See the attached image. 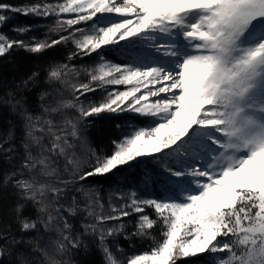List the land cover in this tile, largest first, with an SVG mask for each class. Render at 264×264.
Instances as JSON below:
<instances>
[{
    "label": "snow or ice",
    "instance_id": "obj_1",
    "mask_svg": "<svg viewBox=\"0 0 264 264\" xmlns=\"http://www.w3.org/2000/svg\"><path fill=\"white\" fill-rule=\"evenodd\" d=\"M9 13L52 22L39 37L0 31V59L73 50L43 81L0 77V264H73L85 237L103 264H125L108 243L121 236L153 245L126 264H264V0H0V29ZM125 114L110 152L77 154L95 120ZM133 169L106 206L90 181Z\"/></svg>",
    "mask_w": 264,
    "mask_h": 264
},
{
    "label": "trees",
    "instance_id": "obj_2",
    "mask_svg": "<svg viewBox=\"0 0 264 264\" xmlns=\"http://www.w3.org/2000/svg\"><path fill=\"white\" fill-rule=\"evenodd\" d=\"M3 2L12 4V5H24L27 3L33 2V0H3ZM40 19L37 21L35 19H31V17H27L24 15H18L16 18L12 19L11 22H9L7 25H5L1 31L4 33H7L8 36L13 38H18L15 32L12 31V28L15 26H23V25H32V26H38V24H44L40 23ZM39 28V26H38ZM38 28L35 31L29 32L28 36H36L37 32L41 33ZM14 33L15 35H13ZM15 36V37H14ZM27 37H19V39H26ZM73 50L72 45L69 44L67 47L64 46H58L54 49H50L48 52L44 53L43 55L36 56V55H29L28 53L24 52L23 50L13 51L11 53L10 57H5L4 59H0V77H2L6 83V85L10 86V82L13 77L16 79H19L21 76H24L31 72L34 69H40L41 70V80L43 81L44 76V68L47 66L48 62L50 60H57L62 61L64 60L66 54ZM113 57L116 58L117 62H123L125 60V57L121 55L120 53H113ZM89 60V61H88ZM94 63L97 62V57L95 54H93L89 59H85L82 63ZM42 87H46V85H41ZM5 91L4 88H0V94H3ZM65 95H68V93H65ZM30 100L34 103L35 102V93L33 92L30 94ZM8 118L7 109L3 110V114L0 115V129L7 130L8 124L5 122ZM134 117L130 114L125 115H119V116H104L100 119L95 120L93 126L85 132V135L88 137L87 143L89 144V147H96L97 149L105 148L109 152L111 151V140L116 139L120 137L122 131L129 130L128 128H121L118 129L116 125L118 123L124 124V123H131L134 121ZM19 128H17V133H19ZM78 147V145H77ZM77 149V148H76ZM75 149V150H76ZM136 174V170H129L125 171L122 175H119L117 177H109L107 179L104 178H95L91 180V183H99L103 184L104 188L100 190V197L105 198L109 196V192L105 189L109 188L111 185H113L117 180L121 183V185L124 188H128L129 183L124 182L125 176H130ZM31 208L29 209V212H31ZM150 215L154 217V213L151 209L148 210ZM83 219V214H81L79 217L75 218L73 222V226L75 231L80 232L82 231L80 224ZM128 220H131L132 223L128 225L126 231L131 233L135 229V221L137 219L136 215H133L129 218H126ZM154 233L157 237V239H162L160 235V228L157 226L154 229ZM85 239L89 243L90 252L86 255L82 251L76 252L73 250V252L70 254V259L73 262V264H103L101 254L96 249L94 238L93 237H85ZM112 242H115L116 244H119L123 248V252L127 257H131L133 255H139L143 253H150L152 249V244L150 240H143L141 241L138 238L133 237L132 244L133 246H130V242L126 239H124L122 236L118 237L116 240H112ZM203 257V254H202Z\"/></svg>",
    "mask_w": 264,
    "mask_h": 264
},
{
    "label": "rangeland",
    "instance_id": "obj_3",
    "mask_svg": "<svg viewBox=\"0 0 264 264\" xmlns=\"http://www.w3.org/2000/svg\"><path fill=\"white\" fill-rule=\"evenodd\" d=\"M9 15L10 16H12V18L5 24V25H7L9 22H11L12 21V19H14V18H16L19 14H11V13H9ZM66 15H71V14H66ZM31 19H35L36 21L38 20L37 18H34V17H31ZM40 23H44V24H50L51 22H52V20H51V18H49L48 20H41L40 19ZM44 24H38V26H39V28H38V26L36 27V26H33V28L34 29H37L38 28V30H40V32L41 33H38L37 32V37H39V36H41L42 34H43V32H44V28L42 27ZM4 25V26H5ZM0 31H1V29H0ZM13 35H15L14 33H12ZM17 36V35H16ZM15 37V36H14ZM18 37V36H17ZM20 37H22V36H20ZM16 38V37H15ZM19 38V37H18ZM53 38H56V37H53ZM89 57H91V56H89ZM89 57H85L84 59H77V60H74V61H72V63H74V64H76V65H94L95 63H97V62H94V63H82V62H84L85 61V59H89ZM89 61V60H88ZM121 87H123V86H121ZM92 96H93V98H95V99H100V93L99 92H97V93H94V94H92ZM74 114V113H73ZM128 131V130H127ZM77 149L75 150L76 152H77V154L78 155H80L81 157H84V156H86L87 155V152H88V148H89V144L88 143H86L85 145H83V146H81V145H78V147H76ZM102 199V202L107 206V202H108V199H109V196L108 197H105V198H101ZM113 202H115V203H119V201L118 200H116L115 199V197H113ZM108 243H109V245H111L112 246V248H113V251L116 253V256L118 257V258H120V259H123L124 261H125V264H126V261H127V256L124 254V252H116V246L114 245L115 244V242H112V239H109L108 240Z\"/></svg>",
    "mask_w": 264,
    "mask_h": 264
}]
</instances>
